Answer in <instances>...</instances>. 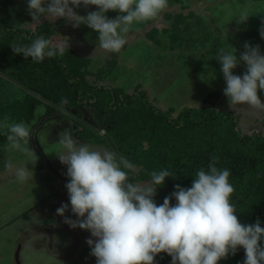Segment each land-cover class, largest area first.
Returning a JSON list of instances; mask_svg holds the SVG:
<instances>
[{
	"label": "rangeland",
	"instance_id": "obj_1",
	"mask_svg": "<svg viewBox=\"0 0 264 264\" xmlns=\"http://www.w3.org/2000/svg\"><path fill=\"white\" fill-rule=\"evenodd\" d=\"M17 1L24 5L21 7L23 14L19 27L37 29L38 36L50 39L53 43L67 41L68 50L65 54L71 61L70 73L81 75L89 83L105 86L95 89L98 101L93 109L101 114L108 127L119 130L126 142L144 134L138 125L141 121L138 119L143 115L133 114L130 108H114L113 101L109 100L112 91L117 97H122L124 92L133 93L136 87L146 91L153 105L167 112L169 109L172 116L183 106L207 104L231 110L241 133L260 131L264 135V110L247 104L229 107L228 98L223 94L226 83L221 65L215 59L221 47L227 50L234 47L239 57L246 41L252 46L259 45L261 54H264V39L259 35V28L264 21V0H168V7L164 11H168L169 16L161 12L153 20L134 23L123 34L126 43L118 53L101 49L98 32L86 24L74 28L66 19H55L47 13L32 20L28 14L27 0ZM96 10L98 8L95 5L74 8L82 16ZM177 11L184 13L180 19L175 18ZM119 14L113 10L105 13L109 18ZM241 14L248 15L246 21L239 19ZM152 26L154 30H150ZM13 37L3 43L5 50L0 53V106H7L0 124L5 120L9 124L23 122L32 131L43 114H56L59 111L71 113L75 104L67 84L59 76L51 59L45 57L42 62H34L30 57L25 59L22 54H14L10 43L27 45L29 42ZM10 59H13L12 63H8ZM232 71L242 76L246 66L241 62ZM257 94L264 103V91L258 89ZM65 100L66 103L62 104ZM55 121H46L47 126L39 129L34 142L30 136L28 147L37 156L33 143H40L41 155L50 157L53 168L65 173L67 166L61 164L58 158L61 155L58 153L60 143L51 139L59 136V128L63 127L61 123L55 130L57 134L50 137ZM3 133L4 130L0 129V264H16L14 252L18 244V232L23 227L39 222L47 212L50 200L34 204L46 198L59 183L49 174L42 177L46 175L42 163L37 159L33 165L30 162L34 158L32 153L10 148ZM109 134L106 140L112 138V133ZM95 136L100 138L98 134ZM105 138L103 141H106ZM111 140L114 142L113 138ZM141 140L143 145L148 144L145 137ZM95 149L98 150V147ZM8 161L12 162V169L5 167ZM25 166L33 172V180L20 182L15 177V170ZM134 166L132 172L136 175L139 166ZM150 181L136 177L139 183ZM60 189L66 191L65 187ZM170 194L165 191L154 197V200L157 205L162 204L165 196ZM170 203H176L175 199H171ZM65 214L73 215L70 208ZM48 220L51 221V217ZM5 221L7 224L2 225ZM260 221L261 227H264V215ZM50 224L55 228L53 222ZM79 230L80 248L84 249L88 245L86 240L90 232ZM19 259L21 264H96V258L92 255L86 257L76 254L73 258L61 259L32 245L20 249Z\"/></svg>",
	"mask_w": 264,
	"mask_h": 264
},
{
	"label": "clouds",
	"instance_id": "obj_2",
	"mask_svg": "<svg viewBox=\"0 0 264 264\" xmlns=\"http://www.w3.org/2000/svg\"><path fill=\"white\" fill-rule=\"evenodd\" d=\"M81 5H95L98 10L82 16L74 11ZM167 7L168 0H27L32 20L47 13L55 19H66L74 28L86 24L98 32L101 49L116 53L126 43L123 34L130 26L155 19ZM109 10L120 14L109 18L105 15ZM247 18V14L239 17L243 21ZM259 35L264 39V21ZM10 46L14 54L30 57L34 62L63 56L68 50L67 41L53 43L43 36L27 45ZM243 48L239 57L234 47L217 50L215 59L226 83L223 94L230 108L247 104L264 110L257 94L258 89L264 91V54L259 45L252 46L247 41ZM241 62L246 71L242 76L233 74L232 70ZM0 129L4 130L10 148L33 154L30 162L34 165L38 158L28 147L30 128L23 122L9 124L5 120ZM58 135L65 150L58 158L67 166L65 175L69 179L65 184L68 203L61 202L56 213L70 228L90 232L86 243L96 264H155V256L161 252L171 256L170 264H218L229 254H235L238 246L245 252L243 264H264V227L258 218L253 224L238 220L235 206L230 203L234 192L229 182L230 170L216 166L218 157L212 156L207 170H197L191 187L174 185V191L157 205V186L173 176L168 169L151 171L150 183L130 181L124 169L135 166L125 157L80 144L67 128ZM5 167L12 169V162L8 161ZM15 177L27 182L33 180V172L26 166L17 168ZM173 198L174 205L170 203ZM69 208L76 219L65 215Z\"/></svg>",
	"mask_w": 264,
	"mask_h": 264
},
{
	"label": "trees",
	"instance_id": "obj_3",
	"mask_svg": "<svg viewBox=\"0 0 264 264\" xmlns=\"http://www.w3.org/2000/svg\"><path fill=\"white\" fill-rule=\"evenodd\" d=\"M22 10L14 0H0V53L5 50L3 43L10 41L13 36L23 38L29 44L38 36L37 29L18 26ZM162 13L166 17L170 14L168 11ZM181 15L184 13L177 11L175 18L180 19ZM50 59L67 84L75 108L87 103L94 105L98 101L95 89L105 88L103 84H92L81 75L71 74V61H68L66 54ZM12 61L10 59L8 63ZM121 96L117 97L112 91L109 102L113 101L114 108H130L133 114H142L138 125L144 134L126 142L119 130L108 127L106 123L102 126L106 125L109 130L107 133H112L121 155L139 166L135 175L137 178L151 180L149 173L162 169L172 173L173 176L166 177L164 183L157 186L154 197L165 191L172 193L176 184L191 187L197 170H207L212 156H216V166L230 170L229 182L234 187L230 203L235 206L238 220L242 224H253L257 218L260 221L264 215V135L260 131L241 133L237 119L229 109L207 104L183 106L172 116L169 109L167 112L153 105L142 88L136 87L133 93L124 92ZM1 107L0 117L7 110V106ZM98 135L100 138L95 136L96 141L104 140L102 135ZM142 137L148 140L147 145H143ZM244 259V249L238 246L235 254H229L218 264H243ZM170 262L171 256L167 253L161 252L155 256V264Z\"/></svg>",
	"mask_w": 264,
	"mask_h": 264
},
{
	"label": "flooded vegetation",
	"instance_id": "obj_4",
	"mask_svg": "<svg viewBox=\"0 0 264 264\" xmlns=\"http://www.w3.org/2000/svg\"><path fill=\"white\" fill-rule=\"evenodd\" d=\"M53 118L56 119V121L54 120L55 123L52 124L53 131H55L61 123L63 127H60L59 130L62 131V129H66V128L69 129L75 138L83 142H88L92 150H94L95 147H98L97 151L103 152L105 150H110L114 152L115 154H117V157L122 156L116 144L112 142L115 148L114 149L113 147H111L109 141L106 140L105 137L108 136V133H107L108 128L105 129V127L102 126L103 123H105L104 122L105 120L102 118L99 112L97 114L96 111L93 109V103L83 104L80 106V108L72 107L71 113H68L65 111L64 112L59 111L56 114H50V113L43 114L39 118V120L36 122V124L34 125L31 131V140L33 142H34L35 130L39 128L40 126H43L45 124L44 123L45 121H47L48 119H53ZM79 124L81 125L82 128L79 126ZM106 125L108 126V124ZM100 129H103V131H100ZM84 130H86L87 132H85ZM48 133H50V131ZM95 134L102 135L108 143L103 140L96 141ZM33 146H34L33 148H35L34 150L38 153L37 154L38 160L42 163L43 167L46 168V173L50 174L52 178L53 177L56 178L59 184L56 186V188H54L52 191H50L46 195V198H43L34 204L36 205L44 200L45 202L47 200H50L49 208L47 212L41 217L39 222L37 223L35 222L34 224L28 225L20 229L18 233L19 235L18 244L20 245V249L23 246L27 247L29 245H32L36 249L45 250L50 255L57 257V258H61V259H70V258H73L76 254H80L81 256L86 255L87 257V255H90V247L86 245L87 246L86 248L84 249L80 248L79 228L78 227L75 228V233H76L75 235L73 230L68 229L64 227L62 224H60L54 215L56 196L58 193H67V189L66 191L63 192L60 188L65 187V184L69 178L66 175L58 176L54 173V171H52V169H48V166H47L48 163L46 162V159L41 155V151L38 150L35 143H33ZM124 170L128 172L130 181L133 180L134 182H136V178H135L134 173L132 172V169L131 170L124 169ZM63 202L66 203L68 201H63ZM65 215L70 216L72 219H74V215L72 216L69 214L68 215L65 214ZM18 216H15V218ZM48 217H51V221L48 220ZM52 222L54 223L55 228L52 226V224H50ZM49 234L51 235L52 251L50 250V247L48 245V235ZM75 236L77 237L76 241H75ZM20 249H19V252H20ZM67 251H69V254L67 257H59L56 255V252H67Z\"/></svg>",
	"mask_w": 264,
	"mask_h": 264
},
{
	"label": "water",
	"instance_id": "obj_5",
	"mask_svg": "<svg viewBox=\"0 0 264 264\" xmlns=\"http://www.w3.org/2000/svg\"><path fill=\"white\" fill-rule=\"evenodd\" d=\"M111 147L114 148V145L112 143V141L110 139H108ZM115 149V148H114ZM63 201H68V194L67 193H58L57 196H56V203H55V210H54V215L57 219V221L62 224L64 227L68 228V229H71L74 231L75 233V228H70L69 225H67L66 223L63 222V219L61 216H59L57 213H56V209L60 206V202H63ZM76 235V233H75ZM77 240V237L75 236V241ZM48 245L50 247V250L52 251V245H51V235L49 234L48 235ZM19 249H20V245L18 244L16 249H15V252H14V258H15V261H16V264H21L20 262V259H19ZM69 254V251L67 252H56V255L59 256V257H67Z\"/></svg>",
	"mask_w": 264,
	"mask_h": 264
},
{
	"label": "crops",
	"instance_id": "obj_6",
	"mask_svg": "<svg viewBox=\"0 0 264 264\" xmlns=\"http://www.w3.org/2000/svg\"><path fill=\"white\" fill-rule=\"evenodd\" d=\"M19 6H21V7H24V5H22L20 2H18L17 0H14ZM3 118V116H1L0 117V119H2ZM48 120H56L55 118H53V119H48ZM47 120V121H48ZM45 124L43 125V126H40L39 128H37L36 130H35V133H34V138L36 137V135L39 133V129L40 128H43L45 125H46V121L44 122ZM61 130H59V132H60ZM54 134H57V132L56 131H53L52 133H51V135H50V137L52 136V135H54ZM75 138V137H74ZM51 139H55V140H59V136H53V137H51ZM76 140H77V142L78 143H80V144H87V145H90L88 142H83V141H81V140H79V139H77V138H75ZM49 140H50V138H49ZM53 141V140H52ZM45 143H46V140H45ZM52 143V142H51ZM50 143V144H51ZM36 144V143H35ZM60 147H58V150H60L58 153L59 154H62L65 150L62 148V146L61 145H59ZM36 147L38 148V150H40V148L42 147L41 145H40V143L39 144H36ZM95 148H97V147H95ZM35 149V148H34ZM95 150H97V149H95ZM41 151V150H40ZM57 151V150H56ZM45 154H46V151H45ZM49 154V153H48ZM47 157H49V156H47ZM45 159H46V162L48 163V169H53V171H54V173L56 174V175H58V176H64L65 175V173H63L62 171H59V170H57V169H54L53 167V161H52V159L49 157V158H46V155H45ZM39 161V160H38ZM43 167V166H42ZM57 168V167H56ZM47 169V170H48ZM44 170H45V173H46V168H44ZM48 172V171H47ZM42 175H44L43 173H42ZM47 175H48V173H46V175H44V176H42V177H47ZM49 176L51 177V175L49 174ZM13 219V218H12ZM6 224V221L2 224V225H5ZM19 233V232H18Z\"/></svg>",
	"mask_w": 264,
	"mask_h": 264
}]
</instances>
